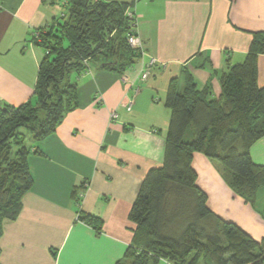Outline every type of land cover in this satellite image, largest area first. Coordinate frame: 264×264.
<instances>
[{
  "label": "crops",
  "instance_id": "obj_1",
  "mask_svg": "<svg viewBox=\"0 0 264 264\" xmlns=\"http://www.w3.org/2000/svg\"><path fill=\"white\" fill-rule=\"evenodd\" d=\"M127 3L138 19L145 63L154 58L146 82L142 62L124 76L91 64L90 74L73 76L79 107L56 132L30 147L33 186L14 221H5L0 264H116L134 243L130 219L148 172L164 162L172 112L166 97L172 80L183 92L191 77L200 90L221 95V78L245 61L256 32H264V0H110ZM0 0V108L34 99L46 56L34 34L63 15L65 2ZM126 77L129 82L124 83ZM264 87V53L258 59ZM140 86L136 96L133 90ZM133 98L131 111L126 109ZM118 117L113 118L112 114ZM264 165V137L251 148ZM197 184L209 208L255 239L264 236V188L255 206L235 194L220 164L197 153ZM75 193V194H74ZM80 214L102 219L100 230Z\"/></svg>",
  "mask_w": 264,
  "mask_h": 264
},
{
  "label": "trees",
  "instance_id": "obj_2",
  "mask_svg": "<svg viewBox=\"0 0 264 264\" xmlns=\"http://www.w3.org/2000/svg\"><path fill=\"white\" fill-rule=\"evenodd\" d=\"M66 11L34 41L46 52L34 99L19 107L0 108V238L5 221H14L22 198L33 186L26 130L35 142L56 132L68 113L79 107L73 76L90 74L91 64L124 76L142 61V50L128 41L134 35L126 15L129 5L110 0H52ZM245 61L221 78V95L200 90L191 77L183 92L172 80L166 106L172 115L164 162L146 175L130 219L134 243L116 264H264V236L255 239L208 206L198 186L194 157L203 153L220 164L227 184L255 206L264 188V165L251 148L264 137V87L258 84V59L264 32H256ZM25 130V131H24ZM41 154V153H40ZM75 194V193H74ZM80 220L100 230L91 214Z\"/></svg>",
  "mask_w": 264,
  "mask_h": 264
},
{
  "label": "built area",
  "instance_id": "obj_3",
  "mask_svg": "<svg viewBox=\"0 0 264 264\" xmlns=\"http://www.w3.org/2000/svg\"><path fill=\"white\" fill-rule=\"evenodd\" d=\"M126 15L130 21V25H131V29L133 30V32H136V34L134 35H129L128 37V41H129V44L133 47V48H139L142 50V69L140 71V74H139V81L138 82H146L150 76H151V69L152 67L156 66L157 65V62L154 58H152L149 62H146L144 61V58L146 56V50H145V46H144V43L141 41L140 37L138 36V33H137V26H138V19H137V16L134 12L130 11V10H127L126 12ZM35 38L38 39L39 37V33L36 32L35 33ZM123 81L124 83H127L129 82L128 79L126 77L123 78ZM140 90V86H136L133 90V95L136 96L138 94V91ZM132 104H133V98H131L128 102V104L126 105V109L128 111H131L132 109ZM112 117L113 118H117L118 117V114L115 112L112 114Z\"/></svg>",
  "mask_w": 264,
  "mask_h": 264
},
{
  "label": "rangeland",
  "instance_id": "obj_4",
  "mask_svg": "<svg viewBox=\"0 0 264 264\" xmlns=\"http://www.w3.org/2000/svg\"><path fill=\"white\" fill-rule=\"evenodd\" d=\"M62 9H63V12H65L66 11V8L64 7H62ZM129 10V9H128ZM35 35V34H34ZM34 38H35V36H34ZM36 39V38H35ZM37 40V39H36ZM141 71V70H140ZM151 77V76H150ZM25 131V130H24ZM26 132V145L27 146H30L34 141H33V139H32V134L29 132V131H25ZM259 207H260V209L261 210H264V204L262 203V201H259ZM159 264H168L167 262H165V261H162V262H160Z\"/></svg>",
  "mask_w": 264,
  "mask_h": 264
}]
</instances>
